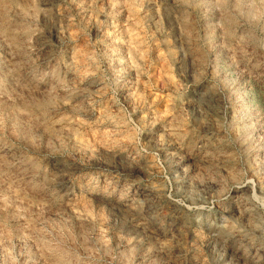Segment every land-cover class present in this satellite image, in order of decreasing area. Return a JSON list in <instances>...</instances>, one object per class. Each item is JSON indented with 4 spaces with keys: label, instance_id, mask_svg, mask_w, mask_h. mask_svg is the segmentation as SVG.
<instances>
[{
    "label": "rangeland",
    "instance_id": "374dc122",
    "mask_svg": "<svg viewBox=\"0 0 264 264\" xmlns=\"http://www.w3.org/2000/svg\"><path fill=\"white\" fill-rule=\"evenodd\" d=\"M0 264H264V0H0Z\"/></svg>",
    "mask_w": 264,
    "mask_h": 264
}]
</instances>
